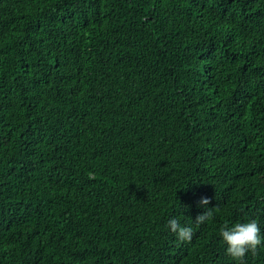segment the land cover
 <instances>
[{"label": "trees", "instance_id": "trees-1", "mask_svg": "<svg viewBox=\"0 0 264 264\" xmlns=\"http://www.w3.org/2000/svg\"><path fill=\"white\" fill-rule=\"evenodd\" d=\"M251 220L264 0H0V264H239Z\"/></svg>", "mask_w": 264, "mask_h": 264}, {"label": "clouds", "instance_id": "clouds-1", "mask_svg": "<svg viewBox=\"0 0 264 264\" xmlns=\"http://www.w3.org/2000/svg\"><path fill=\"white\" fill-rule=\"evenodd\" d=\"M210 203V199L202 197L198 202V206H206ZM216 207L205 208L202 214H198L194 224L196 227L201 226L208 220L213 218ZM166 227L175 234L178 242H191L194 236V230L191 226H184L180 221L172 217L168 220ZM219 235L223 242L227 245L226 254L239 264H245L244 258L246 254L251 252L257 254V250L261 245H264V235L261 234V229L256 220H251L244 223H236L229 227L227 222L221 226Z\"/></svg>", "mask_w": 264, "mask_h": 264}]
</instances>
